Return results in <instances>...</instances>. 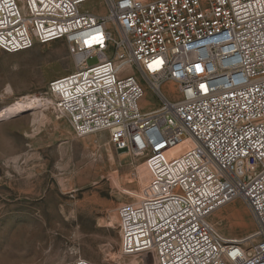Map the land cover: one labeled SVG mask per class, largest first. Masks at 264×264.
Returning a JSON list of instances; mask_svg holds the SVG:
<instances>
[{"label":"built area","instance_id":"built-area-1","mask_svg":"<svg viewBox=\"0 0 264 264\" xmlns=\"http://www.w3.org/2000/svg\"><path fill=\"white\" fill-rule=\"evenodd\" d=\"M91 1L0 0V50L63 39L74 68L39 103L77 137L106 131L115 150L146 156L144 195L116 211L121 253L264 264V0ZM236 199L255 230L226 238L210 217Z\"/></svg>","mask_w":264,"mask_h":264},{"label":"rangeland","instance_id":"rangeland-1","mask_svg":"<svg viewBox=\"0 0 264 264\" xmlns=\"http://www.w3.org/2000/svg\"><path fill=\"white\" fill-rule=\"evenodd\" d=\"M82 7L102 11L98 0ZM96 62L95 56L88 60ZM74 65L63 39L16 53L0 50V264H58L77 257L95 264H153L148 254L121 253L116 221L118 206L142 197L150 183L146 156L115 150L106 131L77 137L67 118H55L51 108L40 121L23 104L13 105L39 95ZM163 88L167 93L169 85ZM142 102L155 104L149 88ZM18 118L21 129L4 126ZM210 222L226 238L255 230L240 199L216 210Z\"/></svg>","mask_w":264,"mask_h":264},{"label":"bare ground","instance_id":"bare-ground-1","mask_svg":"<svg viewBox=\"0 0 264 264\" xmlns=\"http://www.w3.org/2000/svg\"><path fill=\"white\" fill-rule=\"evenodd\" d=\"M7 90H8V88H7ZM17 104H23V106H22L23 110H32L31 112L33 114H36V115H34L35 120H37V119L40 120V121L41 120H45L47 118V116H48L47 113L45 112L46 109H47V106H46V104H40L39 103L38 95H34L32 97H30V95H27L26 97H24L22 99H18V100H16L13 103V105H17ZM55 115H56L55 118H60V116H61V115H59V113H56V112H55ZM184 145H185V143H182V144H179V145L175 146L173 148L172 152L176 153V154L180 153L183 150ZM145 163H147V161ZM116 221H117V215H116ZM137 254H142V253H137Z\"/></svg>","mask_w":264,"mask_h":264},{"label":"crops","instance_id":"crops-1","mask_svg":"<svg viewBox=\"0 0 264 264\" xmlns=\"http://www.w3.org/2000/svg\"><path fill=\"white\" fill-rule=\"evenodd\" d=\"M21 122V118H18V120H12L10 122H8L7 124H5L4 126H6L7 128H12V127H16V125H19ZM26 128V127H24ZM20 129H21V124H20Z\"/></svg>","mask_w":264,"mask_h":264},{"label":"snow or ice","instance_id":"snow-or-ice-1","mask_svg":"<svg viewBox=\"0 0 264 264\" xmlns=\"http://www.w3.org/2000/svg\"><path fill=\"white\" fill-rule=\"evenodd\" d=\"M150 67H151V65H150Z\"/></svg>","mask_w":264,"mask_h":264}]
</instances>
